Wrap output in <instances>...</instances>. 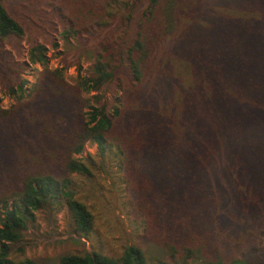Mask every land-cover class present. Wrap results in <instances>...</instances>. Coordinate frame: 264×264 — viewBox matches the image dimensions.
<instances>
[{"label":"trees","instance_id":"obj_1","mask_svg":"<svg viewBox=\"0 0 264 264\" xmlns=\"http://www.w3.org/2000/svg\"><path fill=\"white\" fill-rule=\"evenodd\" d=\"M8 1L0 0V92L12 100L4 107L0 98V264H264L242 256L264 233V0ZM25 9L60 26L59 66H49ZM25 36L20 63L3 43ZM37 65L29 85L22 73ZM87 143L109 154L145 236L169 260L137 245L117 257H9L36 213L62 206L71 234L90 238L94 216L76 198L78 180L92 179L77 157Z\"/></svg>","mask_w":264,"mask_h":264},{"label":"rangeland","instance_id":"obj_2","mask_svg":"<svg viewBox=\"0 0 264 264\" xmlns=\"http://www.w3.org/2000/svg\"><path fill=\"white\" fill-rule=\"evenodd\" d=\"M34 0H29L32 2ZM14 2V1H13ZM24 7L27 2H23ZM6 5L10 7L12 1L6 0ZM27 18L35 21L38 32L41 33L39 41L47 46V56L49 66L55 68L59 66V60L64 50L65 41L61 36L60 26L52 30L50 26L36 21L35 15L25 9ZM23 21H27L23 17ZM57 44L54 48L51 43ZM71 43L73 41L71 40ZM74 44V43H73ZM6 51L10 52L15 61L26 63L27 47L26 36L19 40H11L3 43ZM90 64L86 59L81 60V74H84ZM35 68V69H34ZM27 67L22 73V77L29 81V85L35 82L40 67ZM76 75L75 67H71L66 72V77ZM94 93H88V96ZM104 96H108L103 92ZM1 104L7 107L12 100L3 96L0 92ZM84 163L90 166L92 171L91 180H78V193L76 198L83 202L94 216V230L88 240L80 239L71 234L67 210L62 206L54 208L52 211L36 213L34 222L29 225L24 234L21 244H15L9 257L13 260L23 258H45L50 261L63 254H74L91 252L99 249L105 255L117 257L122 249L127 245L139 246L146 257L159 260H169L162 248L152 240L147 239L143 232L141 220L136 218L134 202L135 198L128 189L119 182L117 170L109 161V154L100 156L96 146L87 143L82 153L77 156ZM109 171V175H107ZM143 221V220H142ZM146 235V236H145ZM18 248H22L20 252ZM243 259L264 260V233L257 234L255 242L250 244L242 255ZM198 260V259H197ZM199 262H203L201 259Z\"/></svg>","mask_w":264,"mask_h":264}]
</instances>
